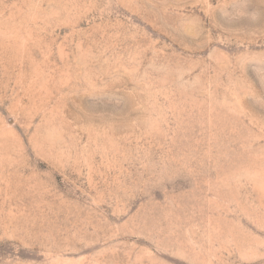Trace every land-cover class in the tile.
I'll return each mask as SVG.
<instances>
[{"label": "rangeland", "instance_id": "obj_1", "mask_svg": "<svg viewBox=\"0 0 264 264\" xmlns=\"http://www.w3.org/2000/svg\"><path fill=\"white\" fill-rule=\"evenodd\" d=\"M0 264H264V0H0Z\"/></svg>", "mask_w": 264, "mask_h": 264}]
</instances>
